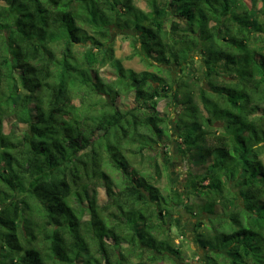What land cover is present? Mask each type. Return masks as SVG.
I'll return each instance as SVG.
<instances>
[{
	"label": "trees",
	"instance_id": "obj_1",
	"mask_svg": "<svg viewBox=\"0 0 264 264\" xmlns=\"http://www.w3.org/2000/svg\"><path fill=\"white\" fill-rule=\"evenodd\" d=\"M251 1L0 0V264H177V206L210 215L195 223L207 264H264V0ZM112 28L154 70L125 67ZM198 54L203 77L184 80ZM169 97L179 149L204 169L186 193L149 168L171 138Z\"/></svg>",
	"mask_w": 264,
	"mask_h": 264
},
{
	"label": "rangeland",
	"instance_id": "obj_2",
	"mask_svg": "<svg viewBox=\"0 0 264 264\" xmlns=\"http://www.w3.org/2000/svg\"><path fill=\"white\" fill-rule=\"evenodd\" d=\"M249 7L253 6L251 0H243ZM261 5V2H258V6ZM124 31L119 30L118 28H112V37L111 41L114 42L116 48V55L122 60V63L127 68H132L136 71H142L144 69L154 70L153 67H149L148 64L143 61L138 55H134L133 47L131 44V39L126 37L123 34ZM201 58L200 54L196 55L197 62L194 63V67L191 68L188 76L183 77V79L193 80V77H203V71L201 68V63H199V59ZM102 73L105 72V67L102 68ZM170 71V72H168ZM179 67L175 65H167L164 67L162 75L167 79L177 78L179 76ZM188 77V78H187ZM204 79L201 78L200 82H203ZM198 92L197 87H195ZM179 94H183V90L179 92ZM180 98L182 95L179 96ZM134 100L133 95H127L118 100V104L129 106ZM180 109L175 100L172 101V97L162 99L160 101L159 110L161 114L166 117L170 121V136L169 140L163 141L156 145L154 149H152V153H155L154 163L149 165L150 169H153L154 164L160 166V176L158 177V181L156 182L158 186L162 189L164 193H168L172 187H176L177 189L187 192V188L190 186V172H199L203 171V167L199 165L197 162H192L187 157L181 153L179 149V130L175 124V120L177 118V111ZM220 122L215 123L214 132H220L221 128ZM217 127L219 129H217ZM25 128L21 125V129ZM5 131L8 132L11 129L10 124L8 122L5 123ZM165 151L168 152V158L166 157ZM139 160L137 157L135 160ZM145 168H148L146 164H144ZM153 171V170H152ZM234 187L233 184H231ZM107 200V196L105 190L99 188L98 193V201L100 204L105 203ZM185 201L194 202L195 206H199L203 204V199L191 197L185 198ZM197 210V208H195ZM173 218L176 219L177 224L183 226L186 231V237L178 236L177 228H174V234L176 235V243L181 246L182 249V259L177 260V264H207L206 255L208 254V250L203 249L199 246L196 241L195 234V223L198 218L204 219L209 217L208 213H203L200 217H192L190 213H187L182 207H175L173 211ZM222 210L220 206L217 207V215H221ZM214 216V215H213ZM160 264H175L173 261H163Z\"/></svg>",
	"mask_w": 264,
	"mask_h": 264
}]
</instances>
